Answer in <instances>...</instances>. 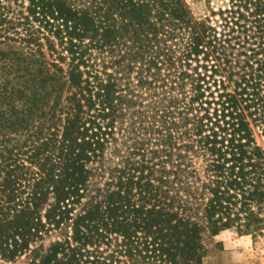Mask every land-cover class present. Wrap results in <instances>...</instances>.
<instances>
[{"label": "trees", "instance_id": "trees-1", "mask_svg": "<svg viewBox=\"0 0 264 264\" xmlns=\"http://www.w3.org/2000/svg\"><path fill=\"white\" fill-rule=\"evenodd\" d=\"M224 3L0 0V260L204 264L222 230L264 238V0Z\"/></svg>", "mask_w": 264, "mask_h": 264}, {"label": "rangeland", "instance_id": "rangeland-1", "mask_svg": "<svg viewBox=\"0 0 264 264\" xmlns=\"http://www.w3.org/2000/svg\"><path fill=\"white\" fill-rule=\"evenodd\" d=\"M195 16L208 14L211 8L224 5V0H186ZM208 251L204 264H264V238L253 242L247 234L240 235L233 229L222 230L207 240ZM22 260L18 258L17 261ZM0 264H12L0 260Z\"/></svg>", "mask_w": 264, "mask_h": 264}]
</instances>
